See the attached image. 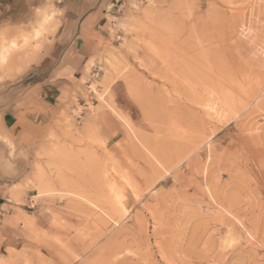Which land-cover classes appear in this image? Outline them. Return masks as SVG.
<instances>
[{
    "label": "rangeland",
    "instance_id": "obj_1",
    "mask_svg": "<svg viewBox=\"0 0 264 264\" xmlns=\"http://www.w3.org/2000/svg\"><path fill=\"white\" fill-rule=\"evenodd\" d=\"M256 4L121 2L71 102L9 127L5 96L63 53L67 14L60 0H0V143L24 164L17 211L41 215V229L24 224L30 249L0 264H264ZM215 73L247 107L222 106Z\"/></svg>",
    "mask_w": 264,
    "mask_h": 264
},
{
    "label": "crops",
    "instance_id": "obj_2",
    "mask_svg": "<svg viewBox=\"0 0 264 264\" xmlns=\"http://www.w3.org/2000/svg\"><path fill=\"white\" fill-rule=\"evenodd\" d=\"M126 1L60 0L67 14L62 30L63 53L50 66L34 69L20 86L8 92L4 100L11 109L5 113L7 126L40 115L43 121L71 102L90 62L94 61V66L101 63L98 59L107 50L114 12L121 2ZM23 166V162H15L7 146L0 143V253L11 251L19 255L30 249L29 233L24 224L41 229V215L20 214L14 201L16 187H22L25 181Z\"/></svg>",
    "mask_w": 264,
    "mask_h": 264
},
{
    "label": "bare ground",
    "instance_id": "obj_3",
    "mask_svg": "<svg viewBox=\"0 0 264 264\" xmlns=\"http://www.w3.org/2000/svg\"><path fill=\"white\" fill-rule=\"evenodd\" d=\"M262 15H264V0H257V4H256V6H255V9H254V12H253V14H252V17H253V21H254V23H255V27H258V29H260V31H261V34H262V44L264 45V23L261 21V16ZM47 17V16H46ZM46 17H44L45 19L43 20V22H41V24H44L45 25V23L47 22V19H46ZM51 17V16H50ZM42 18H43V16H42ZM42 20V19H41ZM263 21H264V19H263ZM41 27V26H40ZM254 27V26H253ZM255 27H254V30H255ZM39 32V31H38ZM201 43V42H200ZM7 48V47H6ZM263 48H264V46H263ZM263 52H264V49L262 50ZM234 54V53H233ZM7 58V57H6ZM0 60L3 62V63H5V55H4V53H1L0 54ZM7 61H8V58H7ZM8 67V66H7ZM214 69V68H213ZM225 72H226V70H225ZM208 73H210V72H208ZM211 74H213V73H211ZM217 75H218V73H217ZM216 75V73H215V75H214V77L216 78H214L215 79V84H214V86H217L218 87V89L216 90V91H214V92H216V94H218L219 96H220V98H221V100H222V106L223 107H225V109L226 110H232V109H235V107H239V105L240 106H242L243 107V105H244V107H247V105H245V103H247L246 102V100H248L247 99V93L245 92V90H242V91H240V92H235L234 91V93H233V91H230V90H233V85L232 84H235L233 81H232V83H231V86H232V89H231V87H230V89L229 88H226V86L225 87H223L221 84H219L218 82H219V80H218V76ZM213 76V75H212ZM222 77V76H221ZM220 77V78H221ZM223 78V77H222ZM232 79V78H231ZM235 79V78H234ZM216 80H218L217 82H216ZM205 81V80H204ZM251 81V80H250ZM214 82V81H213ZM229 82H231V81H229ZM224 83H226V82H224ZM204 85V84H203ZM226 85V84H225ZM228 85H230L229 83H228ZM228 85H227V87H228ZM209 86V85H208ZM207 86V87H208ZM213 86V87H214ZM235 86H236V84H235ZM219 87H220V89H219ZM237 89H239L238 87H237ZM236 89V90H237ZM209 90H211V89H209ZM213 92V91H212ZM214 92H213V94H214ZM235 93H237V94H235ZM206 104V103H205ZM248 104V103H247ZM221 106V107H222ZM241 108V107H240ZM242 109V108H241ZM244 109V108H243ZM214 113L216 112V111H218V110H216L215 109V107H214V104H213V106H212V109H211ZM236 110V109H235ZM225 111V110H224ZM227 111V112H228ZM241 112V111H240ZM218 113H219V111H218ZM233 114H234V112H233ZM236 114V113H235ZM238 114V113H237ZM217 115V114H216ZM207 116V115H206ZM235 116H237V115H235ZM238 118V117H237ZM124 122V121H123ZM128 123L129 122H127V125H128ZM109 187H112V186H110L109 185ZM112 190H113V188H112ZM43 192V191H42ZM118 192V191H117ZM132 192V191H131ZM113 193V192H112ZM111 194V193H110ZM115 194H116V192L114 193V197H115ZM133 195V194H132ZM103 196V195H102ZM113 197V198H114ZM116 197H117V195H116ZM136 198V197H135ZM116 199H119V196H118V198H116ZM115 200V199H114ZM117 201V200H116ZM87 203V202H86ZM123 203V202H122ZM119 204V203H118ZM121 204V203H120ZM121 205H123V204H121ZM121 208V207H120ZM105 209V208H104ZM118 209V208H117ZM125 211V210H124ZM121 212V211H120ZM122 214V213H121ZM123 216V215H122ZM124 217V216H123ZM115 223V222H114ZM119 223V222H118ZM109 225V224H108Z\"/></svg>",
    "mask_w": 264,
    "mask_h": 264
},
{
    "label": "built area",
    "instance_id": "obj_4",
    "mask_svg": "<svg viewBox=\"0 0 264 264\" xmlns=\"http://www.w3.org/2000/svg\"><path fill=\"white\" fill-rule=\"evenodd\" d=\"M97 77L98 76V72H96V74L93 75V77ZM31 207H34L33 205H31Z\"/></svg>",
    "mask_w": 264,
    "mask_h": 264
},
{
    "label": "snow or ice",
    "instance_id": "obj_5",
    "mask_svg": "<svg viewBox=\"0 0 264 264\" xmlns=\"http://www.w3.org/2000/svg\"><path fill=\"white\" fill-rule=\"evenodd\" d=\"M38 11H40V10H38ZM45 15H46V13H44ZM55 13L53 12V15H54ZM37 35H39V33H37ZM13 47H15V45H13ZM101 99H103V97L101 98Z\"/></svg>",
    "mask_w": 264,
    "mask_h": 264
}]
</instances>
